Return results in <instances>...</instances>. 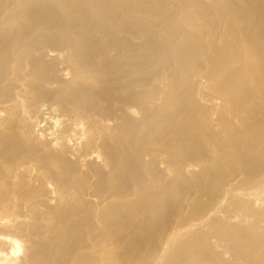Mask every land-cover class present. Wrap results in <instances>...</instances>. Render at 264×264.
<instances>
[{
  "label": "bare ground",
  "instance_id": "bare-ground-1",
  "mask_svg": "<svg viewBox=\"0 0 264 264\" xmlns=\"http://www.w3.org/2000/svg\"><path fill=\"white\" fill-rule=\"evenodd\" d=\"M0 264H264V0H0Z\"/></svg>",
  "mask_w": 264,
  "mask_h": 264
}]
</instances>
